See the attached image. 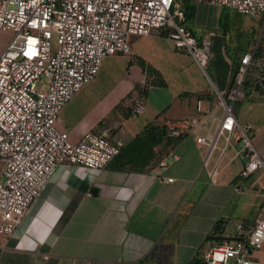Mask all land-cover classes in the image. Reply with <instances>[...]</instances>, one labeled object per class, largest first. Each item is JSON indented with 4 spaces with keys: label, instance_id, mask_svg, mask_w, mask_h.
I'll use <instances>...</instances> for the list:
<instances>
[{
    "label": "built area",
    "instance_id": "obj_1",
    "mask_svg": "<svg viewBox=\"0 0 264 264\" xmlns=\"http://www.w3.org/2000/svg\"><path fill=\"white\" fill-rule=\"evenodd\" d=\"M189 1L206 2L252 18L264 17V0ZM0 28L13 31L0 52L3 237L14 232L57 166L99 170L119 154L124 141L107 132L90 130L79 141L71 142L68 132L59 128L61 110L96 78L107 56L132 55L130 36L161 31L176 50L191 56L205 70L213 39L219 36L215 31L197 35L189 29L178 0H0ZM256 54L257 46L242 53L232 90L218 91L213 86L214 102L196 98L192 117L162 123L168 139L196 136V142L207 150L205 165L210 153L219 148L220 138L219 159L233 140L240 141L246 160L241 170L244 178L264 166L251 143L252 126L240 124L234 112V104L246 96L250 85L264 89V60ZM217 107L222 112L216 130L211 137L200 135L199 130L208 125ZM144 111L145 104L139 99L130 107L132 116ZM177 158L174 152L169 153V159ZM166 164V159L159 162L160 166ZM231 236L206 249L200 264H258L252 254L264 244V219L236 223Z\"/></svg>",
    "mask_w": 264,
    "mask_h": 264
},
{
    "label": "crops",
    "instance_id": "obj_2",
    "mask_svg": "<svg viewBox=\"0 0 264 264\" xmlns=\"http://www.w3.org/2000/svg\"><path fill=\"white\" fill-rule=\"evenodd\" d=\"M203 3H194L195 12ZM221 15L229 28L228 10ZM186 26L197 35L207 32L187 23ZM133 54L137 56L134 49ZM131 66L130 62L128 68ZM181 66L175 68H180L176 80L182 88L171 93L168 101H149L154 111L151 109L144 120H135L130 107L139 97L147 101L151 89L161 86L151 85L152 76L139 66L136 88L124 102L111 103L117 108L108 122H99L97 113L92 116L93 123L79 131L73 123L88 107L85 105L93 99L94 92L103 87L97 76L61 110L59 128L68 132L71 142L92 129L126 143L148 123L192 117L196 94L204 93L206 86L185 74ZM196 66L209 78L206 70ZM153 68L163 75L160 69ZM163 78L164 86H169L164 75ZM249 87L246 96L236 102L234 112L240 124L252 126L251 143L264 163V89ZM97 103L98 109L104 102ZM147 108L145 105V111ZM89 114L78 120L82 123ZM220 117L221 114L215 119L209 117L208 125L198 133L211 137ZM92 124L96 125L91 128ZM222 144L220 138L219 148ZM219 148L210 153L205 165L206 148L196 142V136L188 135L156 146V159L143 172L113 170L109 164L99 170L80 165L57 166L14 232L8 237L0 236V264H189L197 260L213 245L205 237L215 224L223 235L231 236L236 223L264 219V166L244 178L241 170L246 160L241 142L233 140L220 159ZM170 152L178 158L169 159ZM163 159L167 164L160 166ZM236 187L240 190L236 191ZM252 258L264 264V244Z\"/></svg>",
    "mask_w": 264,
    "mask_h": 264
},
{
    "label": "rangeland",
    "instance_id": "obj_3",
    "mask_svg": "<svg viewBox=\"0 0 264 264\" xmlns=\"http://www.w3.org/2000/svg\"><path fill=\"white\" fill-rule=\"evenodd\" d=\"M178 1L181 4L183 2V0ZM192 4L194 5L193 2ZM227 10V18H229L231 25L227 31H224L222 28V24H220L219 22V18L221 13H226ZM186 23L187 25H190L191 27H195L197 29L199 28L202 31H215L217 34H219L218 37H215L213 39L212 45L215 44L217 40H219L222 54L230 65L231 71L233 67L237 63H239L242 53L250 50L252 47L257 46L256 56L258 59L264 60V17L252 18L245 15H238L232 10H222L219 6L204 2L203 4L197 5L196 12L192 16V18L185 21V25ZM12 37V30H4L0 28V52ZM132 38H134V40ZM129 42L134 51H136L137 56H134V54H116L107 56L105 58L102 65V71L96 75V77L99 76V81H102L103 87H99L94 92V96H92L93 99H90L88 104L85 105V107H88L83 110L82 115H80L79 118L74 119L75 121L73 123L77 131L85 128L89 123H93L94 117L92 116L96 115L97 113L101 117L99 119V122H108L110 120L111 115L113 116L115 114L114 109L116 107L111 106V103L116 102L118 104V102L120 101L124 102V100L130 95L132 88H136V69L139 66L143 67L142 62H144L147 67H153L154 65L155 67L160 69L165 79L168 81L169 86H163L161 85L162 83H160L161 87H158L154 90L151 89V91L148 93L147 101L143 100L140 97L137 98L139 100H142L148 108L145 112L136 116L135 120L142 121L144 120L145 116H149L150 110L153 109L150 108V102L161 103L168 101L170 99L171 93H175L182 88L180 86L181 84L176 80V71L178 69L180 70V68L176 69V66L180 64L182 65L181 69L185 74L196 78L198 81L201 80L200 82H203L206 86L205 92L196 94V97L202 96L203 98H209L208 96L212 95V98L209 99L211 101L214 100L213 86L215 87V85L211 84L209 80L210 77L207 78L205 75H203L202 71L196 66L191 56L176 50L174 48L172 40L165 32L153 31L150 36H130ZM55 45L56 38L53 37L52 46L55 47ZM212 50L213 49L211 47V58L208 65L211 63V60L215 56ZM146 59H148L153 65L147 62ZM130 62L131 64H133V66H131V68L129 69L128 65ZM208 65L205 69L207 74L208 72L212 73L211 68ZM163 75H161L160 71H158V73H151L150 76H152V79L150 84L159 86V82L165 81ZM157 77L158 79H156ZM155 79L158 83H155ZM100 100H103V102L106 103L107 106L104 107L103 103L99 105L97 109V102ZM118 107H120V104L118 105ZM159 107H161V105H158V108ZM234 107L236 110L238 104L235 103ZM85 113L90 114L81 123L78 119L81 120L83 114ZM220 114L221 110H217V108H215L210 117L211 119H215V117H219ZM92 125L93 126H91V128H93L96 124Z\"/></svg>",
    "mask_w": 264,
    "mask_h": 264
},
{
    "label": "trees",
    "instance_id": "obj_4",
    "mask_svg": "<svg viewBox=\"0 0 264 264\" xmlns=\"http://www.w3.org/2000/svg\"><path fill=\"white\" fill-rule=\"evenodd\" d=\"M182 7L184 10L185 21L192 18L195 13V7L189 0H183ZM221 24L224 31L228 30V23L222 21ZM218 39V38H217ZM212 51L214 52V58L208 65L211 68V72L208 75L218 91H230L234 85V74L239 63H237L232 71L230 65L224 58L219 40L212 45ZM210 61V59H209ZM208 61V63H209ZM240 62V60H239ZM144 70L148 73H158V70L153 67H147L144 62H142ZM158 79V77L156 78ZM155 79V83H158ZM164 86L165 82H159ZM260 89L259 87H256ZM227 96V93H225ZM209 95V94H208ZM212 98V95L208 96ZM197 98H203L202 96ZM213 98L215 94L213 91ZM168 138L165 137L164 125L157 122L148 123L143 127V129L137 133L130 141L124 143L119 154L109 163V167L113 170H126L143 172L149 169L151 163L156 159L155 147L163 143ZM232 236L223 235V230L215 224L213 230L205 237L206 241H212L213 244H218L224 240H230ZM189 264H200V259L190 262Z\"/></svg>",
    "mask_w": 264,
    "mask_h": 264
}]
</instances>
